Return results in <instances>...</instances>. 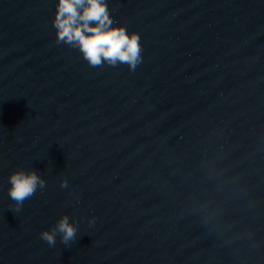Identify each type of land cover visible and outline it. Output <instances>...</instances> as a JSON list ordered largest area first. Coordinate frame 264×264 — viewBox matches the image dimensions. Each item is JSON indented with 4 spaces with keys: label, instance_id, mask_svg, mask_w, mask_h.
<instances>
[{
    "label": "water",
    "instance_id": "water-1",
    "mask_svg": "<svg viewBox=\"0 0 264 264\" xmlns=\"http://www.w3.org/2000/svg\"><path fill=\"white\" fill-rule=\"evenodd\" d=\"M57 3L0 0V264H264V0H107L135 71L57 43Z\"/></svg>",
    "mask_w": 264,
    "mask_h": 264
},
{
    "label": "clouds",
    "instance_id": "clouds-1",
    "mask_svg": "<svg viewBox=\"0 0 264 264\" xmlns=\"http://www.w3.org/2000/svg\"><path fill=\"white\" fill-rule=\"evenodd\" d=\"M52 23L57 43L77 48L91 67L126 64L135 71L142 62L139 33L129 34L124 24L113 22L107 0H58ZM9 185L8 195L18 211L38 187L45 186V180L34 169L20 168L10 174ZM61 186L66 187L67 181L62 180ZM57 233L65 245L76 238L77 227L66 214L51 230L42 231L41 238L55 245Z\"/></svg>",
    "mask_w": 264,
    "mask_h": 264
}]
</instances>
